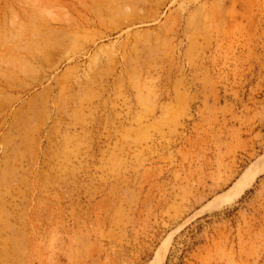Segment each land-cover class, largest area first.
Here are the masks:
<instances>
[{"label":"rangeland","instance_id":"rangeland-1","mask_svg":"<svg viewBox=\"0 0 264 264\" xmlns=\"http://www.w3.org/2000/svg\"><path fill=\"white\" fill-rule=\"evenodd\" d=\"M263 164L264 0H0V264H264Z\"/></svg>","mask_w":264,"mask_h":264},{"label":"bare ground","instance_id":"bare-ground-1","mask_svg":"<svg viewBox=\"0 0 264 264\" xmlns=\"http://www.w3.org/2000/svg\"><path fill=\"white\" fill-rule=\"evenodd\" d=\"M260 171H264V164L262 165L261 169L258 172H260ZM256 173L257 172L252 173V171H251V172H247L246 175H247V177H249V176L250 177H253L254 175H256ZM243 188H244V184L239 183L238 185H236L233 188V190L230 192L229 195H226V196H223V197H220L219 198L218 203H217V206L216 205L215 206H211L210 209L211 208L212 209H215V208H218V207L220 208V207L228 204L229 202H231L234 199V197L238 193H240V191H242Z\"/></svg>","mask_w":264,"mask_h":264}]
</instances>
